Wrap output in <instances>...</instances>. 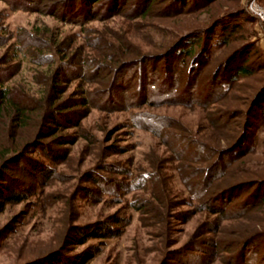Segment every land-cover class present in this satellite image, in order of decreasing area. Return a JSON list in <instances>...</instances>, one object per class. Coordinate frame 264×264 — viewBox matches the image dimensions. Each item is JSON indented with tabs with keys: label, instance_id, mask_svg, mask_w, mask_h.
Masks as SVG:
<instances>
[{
	"label": "rangeland",
	"instance_id": "rangeland-1",
	"mask_svg": "<svg viewBox=\"0 0 264 264\" xmlns=\"http://www.w3.org/2000/svg\"><path fill=\"white\" fill-rule=\"evenodd\" d=\"M233 10L244 12L245 16L230 24V27L235 26L232 41L224 47H214L213 63L216 65L237 50H252L249 64L260 70L252 78L255 81L245 79L243 83L248 84L245 88L248 87L253 92L254 87L256 91V88L264 86V0H220L210 11L196 17L198 21L195 22H192L193 19L189 22L181 19H155L146 23L114 17L107 21L93 20L83 27L65 24L50 15L15 10L7 2L0 0V38L8 42L12 32L19 29L48 27L59 33L60 38L69 37L78 44H84L86 38L108 39L119 34L139 45L142 51L152 52L162 48L165 42H171L176 36L178 38L182 35L178 32H190L189 29L185 30L189 23L202 25L204 20L221 18ZM150 27L158 29L151 31ZM6 50L7 47L0 48V59ZM173 68L176 77L174 76L171 85L178 89L184 83L186 73L181 67ZM35 70L34 65L26 61L23 70L9 85L22 83L30 91L37 92V86L33 82ZM164 70V65L161 64L156 70H150L149 85L164 83ZM141 76L139 70L127 73L119 91L114 94L117 103H113V98L106 99V102L102 101V97L97 98V103L105 106L104 109H92L79 127L64 132L76 142L60 147L68 153L66 161L57 165L49 163L55 167L58 179H52L44 186L33 185V178H25L18 172L12 175L19 181L18 184L25 182L36 194L19 203L7 204L0 212V264H25L56 250L69 222L76 226H86L116 214L129 219L121 236L107 239L101 244V240L91 239L70 249L66 254L71 257L98 244L100 251L87 264H264V236L244 249L241 247L237 251H224L218 248L217 256L212 257L210 254V251H214L210 247L211 242L221 244L229 238L237 239V234L250 229L264 231V203L258 202V198L264 194V187L232 194L229 199L233 201L228 205L224 201L220 203L221 207H226L229 211L226 213L230 216L228 218L221 219L218 214H212L202 207L201 201L193 197L191 188L183 182L179 166H188L189 184L201 182L204 174H200L198 169L205 167L207 163H203V156L198 160L200 163L195 161L197 156L194 154L199 153L202 146H191L192 149H188L189 144L194 142L189 140L217 145L215 138L219 134L209 125L208 111L204 108L159 103L157 94L151 91L152 85L147 93L142 90ZM111 79H97L87 87L110 92L109 86L101 88L99 83L109 84ZM79 82L69 86L67 95L77 91ZM206 86L197 87L196 98L206 97ZM244 95L246 93L236 91L226 102V106L231 109L240 106V96ZM151 130L162 132V136L155 135ZM221 145L225 147V143ZM253 147L256 149L254 155L239 156L236 159L233 156L234 162L231 161L225 167L231 171L223 179L225 185L255 182L264 178L258 177L264 171V126L258 129ZM34 156L44 159L40 154ZM105 166L108 167L107 170ZM124 170L128 172L124 173ZM146 172L160 174L165 195L160 190L153 191L149 183L140 190L131 187L132 189L123 190V194V191L118 195L111 193L114 188L108 186L110 182L117 180L133 184V178L141 177ZM90 178H94L95 183H87L86 180ZM101 184L105 185L100 187ZM83 188L91 189L96 196L85 199L82 195ZM99 188L103 190L100 197ZM74 194L78 195L72 201L77 209L72 208L74 213L71 214L66 202ZM48 196H61L62 199L48 206ZM252 196L254 197L250 198L249 207H238L239 203ZM161 201H165L168 209L161 207ZM133 204L137 207L146 205L148 209L144 207L143 210L136 211L132 208ZM151 208L156 213L160 209L166 213V222L155 220L156 214L150 213ZM240 213L242 214L239 215ZM70 217H75V220L72 221ZM14 220L21 223L17 224L14 232H10L8 226ZM218 223L220 229L213 233ZM59 261L56 258L42 264H57Z\"/></svg>",
	"mask_w": 264,
	"mask_h": 264
},
{
	"label": "trees",
	"instance_id": "trees-1",
	"mask_svg": "<svg viewBox=\"0 0 264 264\" xmlns=\"http://www.w3.org/2000/svg\"><path fill=\"white\" fill-rule=\"evenodd\" d=\"M1 1L7 2L15 10L46 14L56 17L65 24L83 27L85 23L93 20L107 21L114 17H122L130 22L146 21V23L155 19L157 21L181 19L187 22L193 19L192 22H195L198 21L196 17L210 11L220 0ZM227 14L221 18L204 20L202 25L189 23L185 30L189 29L190 32L187 31L185 34L178 32L182 35L178 38L176 36L171 42H165L162 48L154 49L152 52L142 51L139 45L119 34L108 39L86 38L84 44H78L72 38H60L59 33L48 27L19 29L12 32L8 42L0 38V48L7 47L0 59V212L7 204L19 203L36 194V191L31 190L25 182L18 184L19 181L12 176L14 173L18 172L25 178H33V185L45 186L48 181L59 178L55 167L51 164L57 165L66 161L68 153L60 147L76 142L64 132L79 127L92 109H104L105 106H99V102L97 103V98L102 97V101L105 102L106 99L113 98V103H117L114 94L119 91L125 75L139 70L142 73L140 78L142 90L147 93L153 86L151 91L157 94L159 103L183 105L187 108L200 106L208 111L209 125L219 134V137L215 138L217 145L189 140L194 142H191L188 148L202 146L199 153L194 155L197 156L195 161L203 156V163H207L205 167L198 169L204 177L201 182L189 184L188 166H179V172L183 182L191 188L193 197L201 201L202 207L212 214H218L221 219L230 217L226 214L229 213L227 208L221 207L220 203L224 201L227 202L225 205H228L233 201L229 199L232 194L264 187V178L241 184L225 185L223 182L226 175L231 173L225 167L234 160L233 156L236 159L239 156L246 157L256 153L253 147L256 133L264 126V86L256 88V91L254 87L252 91L255 93L249 99L253 92L249 91L248 87L245 88L248 84H244L243 80L252 79L260 70L255 66V62L253 65L256 68L249 64L252 50L240 49L216 65L213 63L214 47L221 48L228 45L235 31V26L230 27V24L245 16L244 12L240 13L238 10ZM150 28L151 31L158 29V27ZM87 50L91 52H85ZM26 61L36 68V74L33 76V82L37 86L35 93L22 83L9 85V82L23 70ZM160 64L165 68V82L160 85L152 83L151 86L148 78L150 70H156ZM173 66L181 67L186 73L184 83L178 89L171 85L175 76ZM108 77L112 78L109 84L102 82L99 84L102 85L101 88L104 85L109 86L110 92L96 91L95 88L87 87L94 84L97 79L103 80ZM76 81H80L77 91L67 95L69 86ZM203 85L206 86L204 90L207 91L206 97L198 99L195 96L196 89ZM236 91H242L246 95L240 96V106L231 109L226 106V102ZM237 120L239 122H235ZM151 131L159 137L162 136V132ZM221 143H225V147H222ZM37 154L44 159L35 158L34 155ZM107 168L105 166V170ZM258 177H264V171L263 175ZM161 179L158 173L146 172L141 177L133 178V184L117 180L110 183L105 181L109 183L108 186L114 188L111 192L113 195H118L126 189H143L147 183L151 185L153 191L160 190L165 195ZM86 182L95 183V180L90 178ZM105 184H101L100 187ZM82 190L85 199L96 196L89 188ZM123 193L124 191L121 194ZM102 195L103 190L100 189L98 196ZM77 196L74 194L71 200L66 202L71 214L74 213L72 208L77 209L76 204L72 202ZM253 197L246 198L238 207L241 205L249 207L251 205L249 200ZM61 199V196H48L46 203L52 206ZM261 201L264 203V194L258 198V202ZM136 204L132 205L136 211L146 207V205L137 207ZM159 204L162 205L161 207H167L165 201ZM150 213L156 214L155 220L166 222V213L161 209L156 213L151 208ZM70 219L73 221L75 217ZM16 220L9 224L10 232H14L17 224L21 223ZM128 222L129 219L118 214L86 226H76L75 223L69 222L68 227L62 232L61 242L56 250L25 264H42L56 258L60 259L57 264H87L100 251L98 244L71 257L66 253L91 239L101 240V244L107 239L119 237ZM219 229L218 223L212 232L217 233ZM263 236L262 230L241 231L237 234V239L229 238L221 244L211 242L210 247L214 251H210V254L212 257L217 256L218 248L224 251L230 249L237 251L241 247L244 249Z\"/></svg>",
	"mask_w": 264,
	"mask_h": 264
}]
</instances>
